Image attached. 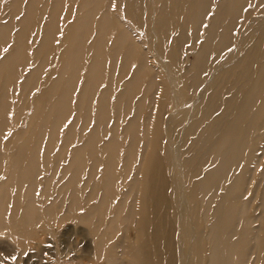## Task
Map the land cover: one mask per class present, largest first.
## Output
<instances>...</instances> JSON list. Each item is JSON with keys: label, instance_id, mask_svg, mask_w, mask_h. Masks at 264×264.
Here are the masks:
<instances>
[{"label": "bare ground", "instance_id": "1", "mask_svg": "<svg viewBox=\"0 0 264 264\" xmlns=\"http://www.w3.org/2000/svg\"><path fill=\"white\" fill-rule=\"evenodd\" d=\"M65 221L103 264H264V0H0V238Z\"/></svg>", "mask_w": 264, "mask_h": 264}, {"label": "rangeland", "instance_id": "2", "mask_svg": "<svg viewBox=\"0 0 264 264\" xmlns=\"http://www.w3.org/2000/svg\"><path fill=\"white\" fill-rule=\"evenodd\" d=\"M186 65H181L182 70ZM159 105L153 106L154 112L162 108ZM71 225V221H65L59 227L54 226L52 235L39 236L40 245L32 243L25 250L16 241L0 238V264H103L102 261L90 260L86 239Z\"/></svg>", "mask_w": 264, "mask_h": 264}, {"label": "snow or ice", "instance_id": "3", "mask_svg": "<svg viewBox=\"0 0 264 264\" xmlns=\"http://www.w3.org/2000/svg\"><path fill=\"white\" fill-rule=\"evenodd\" d=\"M115 7H116V6H115V4H114V5H113V8L115 9ZM246 10H247V9H245V11H246ZM5 51H7V49H5ZM13 259H15V258L13 257Z\"/></svg>", "mask_w": 264, "mask_h": 264}]
</instances>
